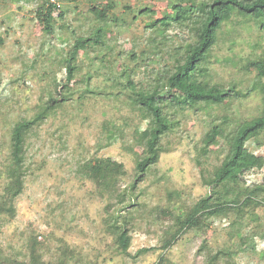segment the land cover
<instances>
[{
    "label": "trees",
    "instance_id": "trees-1",
    "mask_svg": "<svg viewBox=\"0 0 264 264\" xmlns=\"http://www.w3.org/2000/svg\"><path fill=\"white\" fill-rule=\"evenodd\" d=\"M76 1L42 0L37 5L34 18L47 39L53 41L56 28L64 30L66 26L58 23L65 20L60 2ZM87 1L85 13L91 27L82 33L69 29V37L60 52L64 77L53 76L46 100L28 119L19 120L9 138V156L3 167L9 181L0 193V228L4 222L14 219L15 202L23 193L30 174L29 138L58 110L93 95L120 100L126 108L142 115V123L133 126L129 137L135 148L140 149H133L131 154L135 162L133 181H125L123 163L110 157H89L90 153L76 170L80 178L93 185L92 195L105 202L102 226L112 238L111 248L118 255L130 256V232L137 224V215L147 210L139 201L143 191H137L138 183L144 182L155 169L162 154L168 152L169 143L182 136V123L191 115L210 111L212 116L205 120V132L194 145V158L199 167L202 160L221 149V160L212 167L206 196L192 204L177 205L176 202L172 207L154 209L157 222L162 223L161 217L168 221L159 248L165 252L185 233H204L214 220L225 219L235 230L244 250L251 241L245 229L257 220L256 210L264 207V174L259 183L245 181L249 174L264 169V163L255 153L263 146L256 139L264 132V48L257 44L259 53L249 56L242 65V72L254 77L251 87L244 90L237 89L235 82L227 86L214 82L208 59L220 39L228 38L225 30L228 25L252 23L264 35V0H175L170 9L159 13L148 7L124 5L123 9L131 17L129 25L116 16L115 0ZM111 23L139 26L142 34L148 36L139 53L132 49L129 54L133 63L130 70L116 69ZM169 32L175 35L168 37ZM185 37L189 40L179 41ZM150 64L156 71L147 70ZM78 70L82 74L77 79ZM102 76L110 81L106 90L91 85L94 78ZM252 93L260 99L255 117L234 121L228 115H217L216 110L230 111L235 102L245 100ZM126 126L115 120L104 121L102 136L94 150L121 141ZM175 196L178 198V193ZM36 236L30 233L18 251L7 253L0 246V264H51L44 260L45 247ZM207 244L203 242L198 251L208 250L204 264H235L231 253H209ZM58 251L52 264H98V256L84 257L64 242ZM143 252L146 250L138 254ZM164 259L161 255L156 264H163Z\"/></svg>",
    "mask_w": 264,
    "mask_h": 264
},
{
    "label": "rangeland",
    "instance_id": "rangeland-1",
    "mask_svg": "<svg viewBox=\"0 0 264 264\" xmlns=\"http://www.w3.org/2000/svg\"><path fill=\"white\" fill-rule=\"evenodd\" d=\"M115 1L118 7L116 16L125 19L128 25L131 17L123 9L124 5L148 7L159 13L170 9L175 3V0ZM41 2L0 1V193L3 185L9 181L3 167L9 156V138L16 130L17 123L21 119H28L46 100L53 76L58 79L64 77L60 52L64 40L69 37V29L75 28L82 33L91 27V20L85 13L87 0H77L71 4L60 2L65 20H58V23L66 26L64 30L56 28L54 40L50 41L33 14ZM228 26L225 29L228 38L220 39L208 59V69L214 82L224 86L235 82L237 89L244 90L251 87L254 77L246 76L242 72V65L249 56L259 53L257 44L264 48V35L252 23ZM110 29L115 46L113 61L116 69H132L129 54L132 49H137L139 53L145 43L144 38L148 36L143 35L136 25L123 27L111 23ZM173 35L175 32L168 33V37ZM185 40L189 38L179 41ZM77 62L79 64V60ZM83 65L86 69V62ZM152 67L150 64L147 70L156 71ZM81 74L82 71L78 70L76 78H80ZM91 85L106 90L110 81L102 76L94 78ZM259 106V96L252 93L245 100L235 102L230 111L218 109L216 113L218 116L228 115L234 121L243 120L255 117ZM211 113L191 115L188 121H184L182 136L169 143L168 152L162 154L155 169L144 182L138 183L137 191H143L139 201L145 204L147 210L137 215V224L130 232V256L126 257L118 255L111 248L112 238L106 227L102 226L105 202L92 195L93 185L80 178L76 170L90 153L89 157H110L123 163L127 174L125 181H133L135 162L131 154L133 149H140L135 148L129 137L133 126L142 123V115L126 108L120 100L93 95L58 110L28 140L30 174L23 193L15 202L14 219L1 225V248L7 253L18 251L22 249L26 237L34 233L45 247L44 260L51 264L56 261L63 242L84 257L98 256V264H156L161 255L165 258L163 264H204V255L208 250L198 251L207 241L209 253H231L235 264H264V207L256 210L257 220L245 229L251 241L244 250L235 230L228 226L225 219L214 220L204 233H185L165 252L159 248L168 221L161 217L162 223L157 222L154 209L172 207L176 202L177 205H188L206 196L212 167L221 160V149L202 160L199 167L194 158V145L205 132V120L212 116ZM109 120L127 124L124 138L95 151V143L102 136V124ZM256 142L263 144L255 153L264 163V132ZM250 149H253L252 145ZM263 174L264 169L251 173L245 181L247 184L259 183ZM142 250L146 252L138 254Z\"/></svg>",
    "mask_w": 264,
    "mask_h": 264
}]
</instances>
